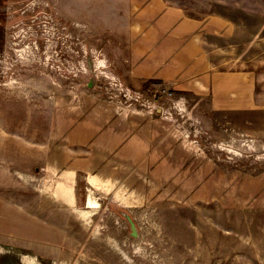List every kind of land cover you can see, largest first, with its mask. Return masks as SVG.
Segmentation results:
<instances>
[{
  "label": "rangeland",
  "instance_id": "374dc122",
  "mask_svg": "<svg viewBox=\"0 0 264 264\" xmlns=\"http://www.w3.org/2000/svg\"><path fill=\"white\" fill-rule=\"evenodd\" d=\"M168 1L254 104L142 80L115 0H0V264H264V0Z\"/></svg>",
  "mask_w": 264,
  "mask_h": 264
},
{
  "label": "crops",
  "instance_id": "0c3cea01",
  "mask_svg": "<svg viewBox=\"0 0 264 264\" xmlns=\"http://www.w3.org/2000/svg\"><path fill=\"white\" fill-rule=\"evenodd\" d=\"M118 1L115 0V10L119 16H129L133 22V51L139 58L137 67L142 80L161 79L165 85L186 90L209 87L220 96L226 109H232L234 104L242 108L254 104L253 78L233 68H219L207 50L209 33L224 32L229 36L234 30L229 19L214 12L203 18L191 17L182 6L168 0H124V7L117 5ZM97 137L95 142H86L70 133L67 139L72 147L103 142L107 150H112L122 144L108 131ZM136 142L133 139V144ZM143 150L142 146L133 150L134 162L147 159Z\"/></svg>",
  "mask_w": 264,
  "mask_h": 264
},
{
  "label": "water",
  "instance_id": "95a60500",
  "mask_svg": "<svg viewBox=\"0 0 264 264\" xmlns=\"http://www.w3.org/2000/svg\"><path fill=\"white\" fill-rule=\"evenodd\" d=\"M123 215L126 216L127 220L129 221V223H130V225H131L132 230H133L134 233L136 234L137 227H136V224H135V222L133 221L132 217H131L129 214L125 213V212H123Z\"/></svg>",
  "mask_w": 264,
  "mask_h": 264
}]
</instances>
